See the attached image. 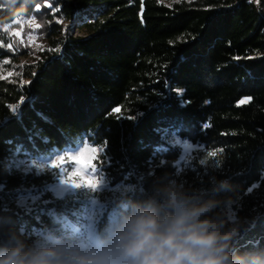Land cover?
Listing matches in <instances>:
<instances>
[{"label":"trees","instance_id":"obj_1","mask_svg":"<svg viewBox=\"0 0 264 264\" xmlns=\"http://www.w3.org/2000/svg\"><path fill=\"white\" fill-rule=\"evenodd\" d=\"M31 14L45 46L19 75L0 78V243L12 232L31 243L71 231L55 175L22 172L13 161L84 145L107 182L75 194V210L104 206L96 242L127 211L126 195L139 199L172 180L196 202L216 198L217 188L232 195L226 211L241 225L237 247L264 250V15L256 0H3L0 61L11 56L2 28ZM170 137L193 147L191 161Z\"/></svg>","mask_w":264,"mask_h":264},{"label":"clouds","instance_id":"obj_2","mask_svg":"<svg viewBox=\"0 0 264 264\" xmlns=\"http://www.w3.org/2000/svg\"><path fill=\"white\" fill-rule=\"evenodd\" d=\"M224 189L227 181H219ZM194 201L170 180L139 199L126 195L127 211L108 222L105 235L88 248L28 243L12 232L0 243V264H264V250L241 252V225L229 219L232 195Z\"/></svg>","mask_w":264,"mask_h":264},{"label":"rangeland","instance_id":"obj_3","mask_svg":"<svg viewBox=\"0 0 264 264\" xmlns=\"http://www.w3.org/2000/svg\"><path fill=\"white\" fill-rule=\"evenodd\" d=\"M160 1L168 2L172 0ZM1 2H3V0H0V3ZM256 2L258 9L264 15V0H256ZM34 10L37 11L38 6H35ZM43 28V23L39 22L37 16L34 14H31L30 16H19L12 24L2 28V31L5 32L7 37L5 48L7 49V52L11 53V56L0 61V78L8 79L13 75H19L21 69L25 65L32 64L37 60L38 51L45 46ZM61 32L69 33L65 28H62ZM22 83H27V80L23 79ZM169 143L171 145L182 147L183 161H191L193 157L191 152L193 147L188 142L179 140L176 137H170ZM86 148L90 151L85 152L84 150ZM82 152L84 153L83 157H81ZM93 153V149L84 145H78L74 148L62 151L59 154H55L52 157H46L45 159L36 162L25 160L13 161V166L15 168L26 173H36L44 169L50 170L51 174L55 175L56 178V181L51 186L53 194L55 196H62V199L58 203L63 207H66L68 209L67 211L70 213V216L69 214L66 216V226L68 229H71L70 232L64 230L60 233L51 232L48 235L39 237L36 240L37 242L47 245L49 243H60L62 241L69 246L75 245L81 248H88L96 243L93 235V225L104 208L103 204L91 201L88 208L78 210H75L74 208V202L77 199V196H75L77 193L76 189L80 187L101 189L102 187H105L107 183L104 175L99 174L96 170L95 172L91 171L92 167L89 166V161ZM73 157L80 158L79 162L71 159ZM53 164H56L57 166L53 167ZM253 171H256V169ZM75 173H79V175H74ZM101 179L103 181L102 185L97 183L101 181ZM93 183L96 184L95 187L92 186ZM77 184L80 186L77 187ZM125 189H127V187H125ZM112 190L113 197H115L118 189L115 190L114 188ZM19 202L21 203L23 201ZM93 205H96L95 210L90 213L89 209ZM39 219L44 221L45 215H40ZM57 236L61 238V241L54 240Z\"/></svg>","mask_w":264,"mask_h":264},{"label":"snow or ice","instance_id":"obj_4","mask_svg":"<svg viewBox=\"0 0 264 264\" xmlns=\"http://www.w3.org/2000/svg\"><path fill=\"white\" fill-rule=\"evenodd\" d=\"M116 111L119 112L120 110L117 109ZM84 151H85V152H88V151H90V150L86 148ZM83 155H84V153L82 152V153H81V157H83ZM213 155H215V153H213ZM71 159H73V160H77V162H79V159H80V158H78V157H73V158H71ZM52 166H53V167H56L57 165H56V164H53ZM81 171H82V170H81ZM91 171H92V172H95V168H94V166L91 168ZM74 175H79V173H75ZM90 183H91V182H90ZM97 183H99V184L102 185V183H103L102 179H101V181H99V182H97ZM76 186L79 187L80 185L77 184ZM92 186L95 187L96 184L93 183ZM95 207H96V205H93V206L89 209V212L91 213L92 211H94V210H95Z\"/></svg>","mask_w":264,"mask_h":264}]
</instances>
